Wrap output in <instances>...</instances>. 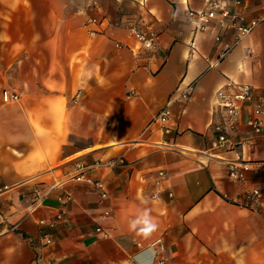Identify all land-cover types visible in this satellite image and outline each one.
I'll use <instances>...</instances> for the list:
<instances>
[{
    "label": "crops",
    "instance_id": "obj_1",
    "mask_svg": "<svg viewBox=\"0 0 264 264\" xmlns=\"http://www.w3.org/2000/svg\"><path fill=\"white\" fill-rule=\"evenodd\" d=\"M239 1L259 22L219 58L234 32L193 34L202 0H0V264H264V205H240L264 188V138L242 125L236 151L209 154L224 83L264 108V0ZM181 91L166 134L152 120Z\"/></svg>",
    "mask_w": 264,
    "mask_h": 264
},
{
    "label": "built area",
    "instance_id": "obj_2",
    "mask_svg": "<svg viewBox=\"0 0 264 264\" xmlns=\"http://www.w3.org/2000/svg\"><path fill=\"white\" fill-rule=\"evenodd\" d=\"M206 5V11L193 12L189 11L188 16L192 20L193 34L203 32L207 28V24L212 20H217L219 26L224 29L232 30L234 32V40L232 44H224L219 58L224 57L239 40L248 35L254 27L258 24V19L247 20L243 15L238 13L237 8L241 7L239 0H202ZM89 24H97L94 18L89 20ZM138 23L130 27L131 34L140 44V48L152 49L155 46L156 36L153 31L148 29H141ZM89 33H94L93 30ZM219 41V38H215ZM190 44V47H192ZM189 94L187 91H181L177 96L169 98L168 102L153 118L152 123L160 125L164 133L168 134L171 129L167 124L171 116L170 104L178 99L186 100ZM217 105L223 112V118L220 122L212 124L213 139L211 141V156H215L218 152H234L239 146L245 143V139H236L235 136L240 132V126H244L253 134V136H262L264 138V124L261 121L263 113V106L259 102H255L253 92L250 86L246 84H239L232 81H227L216 91ZM1 100L3 103L16 102L18 95L15 93H8L3 91L1 93ZM246 111L244 120L242 117ZM264 145V141H263ZM227 166V177L233 182H240L244 180V174L249 169L247 162L240 159L229 161ZM76 179H83L89 182L100 192L101 197L106 196L103 185L99 181L92 182L83 175ZM240 205L249 210H258L264 205V188H253L243 193ZM99 231V229H96ZM47 244L51 243L49 238L45 241ZM157 251L155 254L158 255ZM39 264H48L41 259L37 260ZM162 261H160V264Z\"/></svg>",
    "mask_w": 264,
    "mask_h": 264
},
{
    "label": "clouds",
    "instance_id": "obj_3",
    "mask_svg": "<svg viewBox=\"0 0 264 264\" xmlns=\"http://www.w3.org/2000/svg\"><path fill=\"white\" fill-rule=\"evenodd\" d=\"M133 223L140 228L146 227L148 224H150L153 229L155 228V224L151 221V218L147 217L146 215L139 216L137 220L134 221Z\"/></svg>",
    "mask_w": 264,
    "mask_h": 264
}]
</instances>
